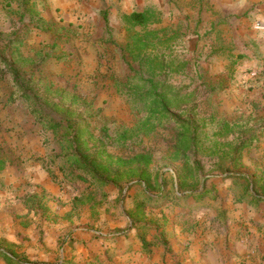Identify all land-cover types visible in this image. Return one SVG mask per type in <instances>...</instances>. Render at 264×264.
<instances>
[{"label": "rangeland", "instance_id": "obj_1", "mask_svg": "<svg viewBox=\"0 0 264 264\" xmlns=\"http://www.w3.org/2000/svg\"><path fill=\"white\" fill-rule=\"evenodd\" d=\"M7 1L0 0V49L13 42V48L30 58V66L21 68L35 70V83L31 85L40 95H45L50 85L77 93L92 104V123L98 130L106 125L112 134L133 126L144 115L120 88L134 75L121 53L127 43L124 16L146 11L142 5L133 0V4L129 0H31L28 6L19 7L18 0H12L8 8ZM199 4L204 8L201 14L186 2L167 1V13L159 6L149 8L157 11L156 19H160L149 30H166L162 38L177 37L172 49L160 47L163 54L177 63H190L185 71L165 77L183 92L197 91L195 100L201 117L240 124L237 134L223 142L239 133L242 139L252 134L257 138L243 152L240 166L233 170L235 178L222 172L216 159L198 156L206 179V195L198 199L180 197L183 193L178 192L177 177L182 171L181 163L169 161L165 154L164 137L169 131L163 130L159 140L145 141L143 146L112 147L128 155L143 147L151 148V171L169 172L165 191L168 197L143 206L146 228L132 226L131 220L118 223L125 213H135L137 204L143 202V185L131 186L132 182L119 190L114 185L100 187L89 177L86 181L64 180L62 161L55 158L58 151L53 133L36 121L29 101L12 74L3 72L5 64L0 60V214L6 213L2 204L21 203L23 210L35 217L22 224L35 227L38 248L46 255V251L51 252L44 244L48 228L60 225L66 214L76 218L74 228L90 229L93 240L114 241L135 235L139 241L144 236L152 245L157 240L167 241L166 234L173 226H193L190 217L198 210L230 212L231 197L236 208L240 203L252 208L263 203H254L249 195L241 201L248 183L240 177L245 175L264 184V0H199ZM104 15L109 19V28ZM39 19L43 22L39 23ZM217 129L215 122L207 131L212 136ZM51 172L56 173L57 180L51 179ZM49 179L56 185V193L45 188V183L51 184ZM203 187L202 180L200 190ZM158 194L151 192L156 197ZM82 195H91L94 203L74 204V197ZM73 234L70 230L61 237L53 260L32 257L20 251V246H11L4 240H0V247L13 250L26 264H110L112 256L107 254L90 256L83 262L77 255L60 253L63 244H72ZM83 249L91 248L84 245Z\"/></svg>", "mask_w": 264, "mask_h": 264}, {"label": "trees", "instance_id": "obj_2", "mask_svg": "<svg viewBox=\"0 0 264 264\" xmlns=\"http://www.w3.org/2000/svg\"><path fill=\"white\" fill-rule=\"evenodd\" d=\"M30 2L18 0L19 7L28 6ZM11 4L12 0H8L6 5L10 8ZM156 13L147 9L124 16L127 43L122 46L121 53L134 75L120 88L138 113L144 115L133 126L121 128L114 134L106 125L98 130L97 125L89 119L93 112L92 104L77 93L54 89L50 85L45 88V95H40L31 85L35 83V70L21 68L30 66L32 61L23 57L19 48H13V42L0 49V60L5 64L3 72L12 74L14 83L29 101L36 121L54 135L58 151L55 158L62 161L60 171L64 174V180L78 178L86 181V177H89L100 187L114 185L119 190L132 182L131 186L143 185V202L137 204L135 213H128L132 226L140 224L142 228L148 227L143 209L146 202L158 201L169 195L165 192L169 172L151 171L154 162V150L151 148L143 147L141 151L128 155L117 153L112 147L123 148L129 146L127 144L143 146L145 141L159 140L164 135L163 130L169 131L163 138L167 148L165 154L169 161L181 163L182 171L177 177L178 192L183 193L180 197L198 199L206 195L204 169L198 156L216 159L219 169L228 173L229 178H235L237 175L233 170L240 166L243 152L257 138L252 134L242 139L239 133L234 139L223 142L222 139L237 134L240 124L201 117L195 100L197 91L183 92L182 88L168 82L165 77L168 73L185 71L190 63L185 61L178 64L175 58H167L163 54L160 47L172 49V42L177 37L162 38L160 35L166 30H149L150 25L160 20L156 19ZM104 18L109 28L107 15ZM38 22L43 21L39 19ZM215 122L218 129L210 136L207 129ZM224 166H227L225 171ZM1 167L3 165L0 164ZM50 175L52 180H57L55 172ZM240 178L248 183L246 195L241 201L249 195L254 203L264 202V184H261V180L245 175ZM202 180L204 187L200 190ZM151 192L159 194L156 197ZM91 203H94L91 195L74 197L77 206ZM140 238L147 250L150 243L144 236ZM0 258L8 264H26L16 252L5 247H0Z\"/></svg>", "mask_w": 264, "mask_h": 264}, {"label": "crops", "instance_id": "obj_3", "mask_svg": "<svg viewBox=\"0 0 264 264\" xmlns=\"http://www.w3.org/2000/svg\"><path fill=\"white\" fill-rule=\"evenodd\" d=\"M133 1L142 5L145 10L159 6L163 13H167V1L191 3L194 12L198 14L204 11L199 0ZM133 1L129 0V4H133ZM49 181L51 184L45 183V188L56 193V185L50 179ZM233 199H229L232 207L230 212L223 214L220 210H198L190 217L193 226H173L166 234L167 241L157 240L147 250L135 235L123 236L114 241L93 240L90 229L74 228L76 218L66 214L60 225L48 228L44 244L51 252L46 251L47 255L38 248L35 227L22 224L25 221L32 222L34 215L29 214L28 210L24 211L21 203L8 202L1 205L6 213L0 214V240L11 246H20V251L27 252L32 257L53 260L61 237L72 230V244H63L60 253L64 256L77 255L83 262L90 256L97 258L107 254L112 256L110 264H264V202L255 208L247 203H240L236 208ZM130 220L128 213H125L122 222L118 223H130ZM84 245L91 249H83ZM0 264L8 263L0 258Z\"/></svg>", "mask_w": 264, "mask_h": 264}]
</instances>
